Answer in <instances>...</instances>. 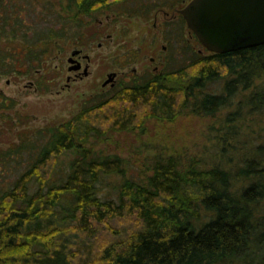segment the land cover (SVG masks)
I'll list each match as a JSON object with an SVG mask.
<instances>
[{"label": "trees", "instance_id": "1", "mask_svg": "<svg viewBox=\"0 0 264 264\" xmlns=\"http://www.w3.org/2000/svg\"><path fill=\"white\" fill-rule=\"evenodd\" d=\"M65 2L66 16L51 0H0V77L37 73L38 86L49 90L48 61L70 24L128 0ZM173 55L159 71L131 73L88 96L62 123L21 127L16 141L0 147V264H264V213L257 209L264 143L240 166L248 181L239 191L230 190V172L216 165H185L166 155L135 177L124 157L95 148L150 119L227 109L230 122L243 101L264 104V43L208 54L183 47L172 68ZM217 80L220 89L209 90ZM15 106L0 94V117L11 118ZM104 181L112 185L105 192Z\"/></svg>", "mask_w": 264, "mask_h": 264}, {"label": "rangeland", "instance_id": "2", "mask_svg": "<svg viewBox=\"0 0 264 264\" xmlns=\"http://www.w3.org/2000/svg\"><path fill=\"white\" fill-rule=\"evenodd\" d=\"M51 1L58 14L66 16L65 0ZM186 1L128 0L115 11L108 8L82 16L81 26L71 23L68 33L58 38L55 55L48 61L53 80L47 91L38 86L37 73L34 77L1 76L0 94L13 98L16 106L7 111L12 119L0 117V147L16 141L21 127L39 128L65 121L81 109L88 96L109 90V84L102 83L110 72H117V81L129 80L131 73L159 71L167 64L170 52L174 53L171 67H176L175 53L182 52L183 47L208 54L209 50L196 42L194 34L196 39L191 37L185 47L189 28L185 21L173 16V10ZM163 2L168 3L164 6L168 13L160 8ZM171 2L177 3L173 9L169 7ZM139 5H145L142 12H136ZM168 32L172 34L170 49L164 38ZM75 48H81V55L86 57L80 69L83 71L86 66L87 71L86 74L81 72V77H75V71L69 69L68 57ZM221 83L222 80L212 82L208 89L218 91ZM256 83L261 81L256 80ZM244 93L247 91L238 93L237 98L241 99ZM242 104L239 118L230 122L224 120L227 109L214 115L190 112L172 121L150 119L142 127L111 133L104 141L95 142V148L124 157L127 173L135 177L145 176L151 171L153 161L166 155L176 156L185 165L192 161L201 167L216 165L230 172V190L239 191L248 181L238 174L240 166L255 146L264 143V104L252 106L248 101ZM16 115L20 118L17 121ZM20 120L25 124L16 125ZM102 184L103 192L112 187L109 181ZM257 209L264 213V199L259 201Z\"/></svg>", "mask_w": 264, "mask_h": 264}, {"label": "water", "instance_id": "3", "mask_svg": "<svg viewBox=\"0 0 264 264\" xmlns=\"http://www.w3.org/2000/svg\"><path fill=\"white\" fill-rule=\"evenodd\" d=\"M178 12L203 47L228 52L264 43V0H189ZM80 50L71 52L69 61ZM79 64L70 65L75 70ZM116 75L107 74L108 83Z\"/></svg>", "mask_w": 264, "mask_h": 264}, {"label": "flooded vegetation", "instance_id": "4", "mask_svg": "<svg viewBox=\"0 0 264 264\" xmlns=\"http://www.w3.org/2000/svg\"><path fill=\"white\" fill-rule=\"evenodd\" d=\"M189 0H187L181 7H183L187 2H188ZM181 7H178V8H174V10H173V16L175 15L176 17H179L180 19H182L183 21H185L184 20V18H183V16L178 12V10L181 8ZM165 13H168L169 12V10L168 9H166V7H164V6H162V7H160ZM171 9H173V7L171 8ZM186 24V23H185ZM165 35V34H164ZM170 35H172L171 34V32H168L166 35H165V39L168 41V45H167V48L168 49H170L171 48V45H170V43H169V41H170V39H169V37H170ZM193 36V33H192V31H190V29H189V36H187V38H186V45H188V43L191 41V37ZM185 45V46H186ZM77 49H79L80 50V52L79 53H77V54H75L74 56H73V59H71V61H69L70 59H69V57H68V61H69V63H70V65H74V64H79L80 66L77 68V69H75V70H73V71H75V77H81L82 76V73H84V74H86V71H87V69H86V66L84 67V69H83V71H81V62H82V60L84 59V58H86V57H84V56H82L81 55V51H82V49L81 48H77ZM151 60H153V58L151 59ZM69 65V66H70ZM152 71H158V69H154V70H152ZM82 72V73H81ZM116 73V75L114 76V78L112 79V80H110L108 83H105L104 84V82L102 83L103 85H107V84H109V88L110 87H112V86H114L116 83H117V81L119 80L118 78V80L116 81V76H117V72H115ZM130 78H131V74H130ZM68 79H70V77H68ZM124 80H127V78H123Z\"/></svg>", "mask_w": 264, "mask_h": 264}]
</instances>
